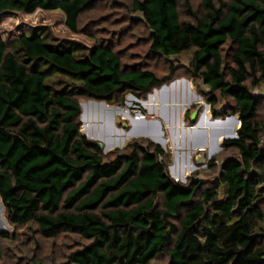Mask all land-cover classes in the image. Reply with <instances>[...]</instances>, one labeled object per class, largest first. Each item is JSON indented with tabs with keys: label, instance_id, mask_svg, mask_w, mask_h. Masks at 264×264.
<instances>
[{
	"label": "trees",
	"instance_id": "obj_1",
	"mask_svg": "<svg viewBox=\"0 0 264 264\" xmlns=\"http://www.w3.org/2000/svg\"><path fill=\"white\" fill-rule=\"evenodd\" d=\"M96 1L0 0V25L8 12L57 10L78 33L80 13ZM131 9L148 28L150 54L193 49L190 77L209 89L212 118L220 99L237 116V137L222 142L236 157L203 190L170 178L168 153L150 141L106 159L80 132L79 98L140 100L171 82L174 67L158 76L123 65L108 42L86 49L32 30L11 46L0 32V202L9 223H31L45 239L78 235L86 243L71 264H149L162 252L168 264H264V144L251 92L264 83V0H201L187 6L191 19H181L178 0H132ZM53 73L73 83L55 89L46 82Z\"/></svg>",
	"mask_w": 264,
	"mask_h": 264
},
{
	"label": "rangeland",
	"instance_id": "obj_2",
	"mask_svg": "<svg viewBox=\"0 0 264 264\" xmlns=\"http://www.w3.org/2000/svg\"><path fill=\"white\" fill-rule=\"evenodd\" d=\"M132 0H97L91 6L80 13L77 21L78 33H72L64 24V15L57 10L44 11L36 10L31 14L21 12H8L3 15L2 23L0 25V32L2 38L7 45H13L16 38L22 33H28L35 30L46 34L47 39L51 42L72 41L79 43L83 48H91L95 42H108L112 49L121 54V62L123 65H138L153 71L158 76L168 73V67H174V79L185 78L191 79L190 74V57L193 49H186L175 56L163 57L160 55L150 54L148 47L149 41L147 39L148 28L145 25L142 16L133 12L131 9ZM201 0H178V9L181 19H191L186 12L187 6L195 11ZM228 50L227 45L222 47V55H225ZM172 80V81H173ZM55 89L73 83V81L59 73H53L46 81ZM194 89L198 95L197 100H193L189 105L188 113L193 110L207 111L212 116L209 110V104L206 102V97L209 94V89L205 87L201 80L196 78L194 80ZM251 92L258 96L260 100V107L258 110L257 121L261 128V142L264 144V83L252 88ZM130 94H124V100L110 101V104L124 107L132 115L142 114L144 120L151 118L148 109L142 103L148 101V95L140 99L135 98L130 102L128 99ZM217 108L220 113L213 120L221 121L220 125H215L214 133L221 132V138L227 137L231 131L236 132L238 123H236L237 116L226 114L229 102L227 99H220ZM81 104L80 132L88 139L96 142H103L106 145H112L110 148L104 149L102 155L106 159H111L115 154L111 153L118 149L119 152L126 151L125 147L131 141H138L144 143L150 141L153 144L160 141H154L147 136L146 133L152 131L155 137L161 140L169 139V126L162 125L160 122L156 124H148L146 121L138 122L143 125V129L131 128L126 125V122H121L122 116L118 113H112V120L107 129L103 124L98 126V132L94 133L93 127H88L86 118L88 116V109L91 107L98 117L99 114H104V109L99 107V103L87 98H79ZM94 104H92V103ZM91 103V104H90ZM142 104V105H141ZM134 106L138 107L135 108ZM228 106V107H227ZM119 110V109H117ZM106 112V110H105ZM111 115V114H110ZM119 119V120H118ZM189 121L188 119L186 120ZM98 124V120L96 122ZM87 125V127H86ZM115 127L120 131L123 130L122 135H116ZM141 128V127H139ZM213 129V128H212ZM216 131V132H215ZM112 134V135H111ZM100 135V139L98 138ZM129 135V137H128ZM96 137L97 139H93ZM213 139V138H212ZM227 139H231L228 137ZM219 146V147H218ZM162 147V146H161ZM169 155V164L167 166V173L170 178H179V183L187 184L189 182L199 183V190L213 187L219 182L220 163L226 157H236V150L234 148L223 149L222 145L208 143L202 150L195 149L190 154V169L183 174L177 173L175 164L181 162V155L185 157L182 151L177 152L170 144L162 147ZM217 152L213 158L216 161L212 166H207L211 157L208 155V150ZM219 148V149H218ZM179 151V150H178ZM110 153V154H109ZM108 154V155H107ZM201 154L203 156L201 157ZM188 161V160H187ZM179 162V163H180ZM221 187L218 188L220 190ZM86 243L84 239L73 233H61L54 238L45 239L36 231L35 225L28 223L22 226H16L9 223L5 208L0 206V264H71L69 254L80 248ZM169 257L164 252L160 253L149 264H168Z\"/></svg>",
	"mask_w": 264,
	"mask_h": 264
},
{
	"label": "crops",
	"instance_id": "obj_3",
	"mask_svg": "<svg viewBox=\"0 0 264 264\" xmlns=\"http://www.w3.org/2000/svg\"><path fill=\"white\" fill-rule=\"evenodd\" d=\"M152 95L154 96V100L150 101L148 105H145L151 116L149 120H144V116L142 114L132 115L124 107L113 105L109 102L100 101L98 102L99 107H102L104 109V114L100 113L97 117L96 113L90 107L88 109V116L86 118L87 125L89 128H94V133L100 134L102 129H107L110 121L112 120V113L115 112L122 116V120L120 121L126 122V125L129 126L126 127L128 129L134 127L136 129H143L144 126L139 125L138 123L140 121H146V123L148 124H156V122H160L161 126H169L167 130L169 131L170 140L166 141L165 139H160V142L156 143H158L162 147H166L168 144H170L177 152L180 153V151H183L185 153V157L181 155V162L178 161V163L176 162L175 164L176 171L180 174H183L186 170L190 169V154L192 151H194L195 149L202 150L206 145H208V143H212V140L215 144L222 145L224 139L221 138V135L218 131L212 136L211 131L215 130L214 126L202 125L199 127V122L201 121V119L206 121L209 120L210 122L213 120L212 116L209 115L206 110L197 111L199 107L196 108L197 113L193 121H191L190 117L195 110H193L189 113L188 116H186L188 113L189 105L193 100L195 101L198 98V95L196 94V91L194 89V79H175L168 84L153 89L148 97ZM129 96L131 97H129L128 100L130 102L134 101L135 97H133L131 94ZM187 119L189 121H187L186 123ZM97 120L98 124H96ZM102 124L104 128H101L100 132H98V126H101ZM114 132H116L117 136L123 134V130L120 131V129L118 130L117 127H115ZM98 138L100 139V135ZM93 139L97 138L93 137ZM101 143L103 144L104 149L110 148L112 146L106 145L103 142ZM217 152H211L209 148L208 155L209 157H211Z\"/></svg>",
	"mask_w": 264,
	"mask_h": 264
},
{
	"label": "bare ground",
	"instance_id": "obj_4",
	"mask_svg": "<svg viewBox=\"0 0 264 264\" xmlns=\"http://www.w3.org/2000/svg\"><path fill=\"white\" fill-rule=\"evenodd\" d=\"M154 100V96L152 95V96H149L148 97V101L146 102V103H142L143 105H148L149 104V102L150 101H153ZM141 103V102H140ZM141 104V105H142ZM139 114V113H138ZM218 122H221V121H217V122H215V121H212V122H210L209 120H203V119H201V121L199 122V127L200 126H215ZM86 127H87V125H86ZM147 134V136L148 137H150L151 139H153L154 141H160V138H158V137H155V135L154 134H152V131H149L148 133H146Z\"/></svg>",
	"mask_w": 264,
	"mask_h": 264
},
{
	"label": "water",
	"instance_id": "obj_5",
	"mask_svg": "<svg viewBox=\"0 0 264 264\" xmlns=\"http://www.w3.org/2000/svg\"><path fill=\"white\" fill-rule=\"evenodd\" d=\"M135 100V99H134ZM196 110L195 111H193V113L191 114V117H190V119H191V121H193L194 120V118H195V116H196ZM212 121H215V122H217L218 120H212ZM211 121V122H212ZM236 123H238V119L236 118V121H235ZM221 124V122H218L216 125H220ZM215 127V126H214ZM220 134H221V132H219ZM228 137H231L232 139H234V138H236L237 137V130H236V132H234V131H231V133L230 134H228L227 135V137L226 138H224V139H227ZM156 144H158V143H156ZM97 146L99 147V148H102L103 147V144L101 143V142H97ZM103 150H104V148H103ZM203 156V154H201V157ZM0 206L3 208V205H2V203L0 202Z\"/></svg>",
	"mask_w": 264,
	"mask_h": 264
},
{
	"label": "built area",
	"instance_id": "obj_6",
	"mask_svg": "<svg viewBox=\"0 0 264 264\" xmlns=\"http://www.w3.org/2000/svg\"><path fill=\"white\" fill-rule=\"evenodd\" d=\"M137 103H139L140 104V100L139 101H136ZM135 108H138V107H136V106H134ZM161 159V158H160ZM175 182H178L179 181V178H175V179H173Z\"/></svg>",
	"mask_w": 264,
	"mask_h": 264
}]
</instances>
